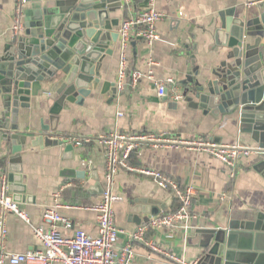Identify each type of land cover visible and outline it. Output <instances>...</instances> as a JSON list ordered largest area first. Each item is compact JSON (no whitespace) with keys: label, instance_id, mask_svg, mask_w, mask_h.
Returning a JSON list of instances; mask_svg holds the SVG:
<instances>
[{"label":"crops","instance_id":"obj_1","mask_svg":"<svg viewBox=\"0 0 264 264\" xmlns=\"http://www.w3.org/2000/svg\"><path fill=\"white\" fill-rule=\"evenodd\" d=\"M18 0H0V51L13 35L14 17ZM45 1V0H44ZM158 10L165 17L158 23L160 39L148 45L144 39L134 38L128 57L131 71L146 74L138 83L127 85L116 95L112 91L101 93L104 81L117 82L121 56L120 38L112 43L113 56L103 61L100 83L85 98L82 105L66 103L58 112L52 132L59 139L64 137H88L89 143L74 146L66 152V142L56 146L40 148L30 143L23 145L21 166L27 178V193L34 197L30 202L19 203L30 217L31 223L15 213L6 217L8 235L6 250L11 253L25 252L41 247L33 226L44 224L42 211L56 208L68 216L74 227L92 235L97 234V213L89 208L98 201L104 189L105 149L98 138L105 131L121 132H172L186 138L207 137L224 143L240 142L255 151L243 162L235 178L220 160L211 155L185 147H143L133 153L135 163L161 170L180 180L184 185L196 187L192 211L194 217L187 234L150 231L148 240L153 241L165 252L152 249L145 243H135L136 256L132 264H175L168 253L188 261L200 259V228H225L231 219H251L258 211H264V176L255 166L260 161L258 144L250 134L241 133L236 113L204 114L185 101L184 92L191 83L187 78L188 59L195 54V79L206 82L226 48L215 42V30L220 24L221 11L236 7V15L244 12L264 13V2L248 6L249 0H155ZM124 6L111 13L121 22L142 11L148 0H123ZM30 5L27 3L26 7ZM119 24V26H120ZM119 26L116 28L119 29ZM152 70L153 77L148 74ZM178 80L176 91L171 89L160 96L157 81L167 77ZM49 86L43 84L38 96H32L28 108H20L18 125L22 131L38 133L41 121L50 122L53 101L49 98ZM179 96V97H178ZM0 94V118L3 115ZM123 112V115H119ZM0 145V191L2 174L7 173L8 149ZM86 170L85 178H67L63 169ZM68 186L56 198L60 187ZM113 193L122 200L114 203L116 224L123 230L119 244H125L132 232L141 224L149 222L151 214L136 216L133 207L138 200L156 201L154 207L162 214L174 204L173 194L161 188L154 180L128 173H118L112 186ZM228 193L225 200L222 193ZM12 195V193H10ZM140 219V220H139ZM74 230L64 229L66 234Z\"/></svg>","mask_w":264,"mask_h":264},{"label":"water","instance_id":"obj_2","mask_svg":"<svg viewBox=\"0 0 264 264\" xmlns=\"http://www.w3.org/2000/svg\"><path fill=\"white\" fill-rule=\"evenodd\" d=\"M22 27L13 30L11 39L0 51V145L8 149V191L18 203L34 200L27 193V178L21 166L23 145L40 148L65 143L52 135L53 123L66 103L82 105L92 88L100 83L103 61L113 56L112 43L119 40V17L111 13L123 8V0H27ZM215 42L227 49L206 82L197 74L195 54L188 59L185 101L204 114H234L241 133L250 134L257 144L260 161L255 166L264 176V13L244 12L236 7L220 12ZM140 39V38H139ZM142 39V38H141ZM131 44H135L132 41ZM43 84L49 86L53 101L50 124L41 121L38 133L22 131L18 125L20 108H28ZM116 95V82L104 81L101 93ZM220 142L218 138L213 139ZM66 152L74 149L66 144ZM67 178H85L86 170L63 169ZM103 191V188H102ZM132 210L158 215L156 201L141 199ZM140 220V219H139ZM201 264H264V211L251 219H231L225 228H200Z\"/></svg>","mask_w":264,"mask_h":264},{"label":"built area","instance_id":"obj_3","mask_svg":"<svg viewBox=\"0 0 264 264\" xmlns=\"http://www.w3.org/2000/svg\"><path fill=\"white\" fill-rule=\"evenodd\" d=\"M264 2V0H249L248 6ZM27 0H18L14 17L13 30L22 27V12ZM165 17L157 9L155 0H148L146 7L137 15L124 19L119 26L121 56L117 79L118 90H122L128 83L136 84L146 74L141 71H131L128 52L134 38H142L148 45L160 39L158 23ZM148 76L153 77L150 70ZM158 93L165 96L168 90L176 91L179 82L170 76L156 82ZM179 97V96H178ZM120 116L123 112L118 113ZM66 143L81 147L91 141L88 137H64ZM105 152V186L101 197L89 208L97 213V234L92 235L83 229L74 227L73 221L63 215L56 208H45L42 211L44 224L33 226L35 236L41 247L25 252L11 253L6 250L8 228L6 217L15 213L27 223H31L29 215L14 201L8 191L7 173L2 174L0 191V264H132L135 256V243H145L152 249L165 252L153 241L148 240L150 231L187 234L191 229L194 217L192 206L196 187L193 184H183L180 180L167 173L151 167L135 163L133 153L143 147H185L205 152L226 165L229 177L235 178L243 162L255 149L240 142H217L207 137L186 138L172 132H121L117 130L105 131L98 138ZM128 173L148 177L161 188L170 191L177 206L160 215L152 216L148 223L141 224L132 232L125 244H119L120 233L123 230L116 224L114 203L123 199L121 195L113 193L114 178L118 173ZM68 186L64 183L56 198ZM228 193L224 192L221 199L225 200ZM64 229L74 230L66 234ZM175 264H201L199 259L188 261L175 254L168 253Z\"/></svg>","mask_w":264,"mask_h":264},{"label":"trees","instance_id":"obj_4","mask_svg":"<svg viewBox=\"0 0 264 264\" xmlns=\"http://www.w3.org/2000/svg\"><path fill=\"white\" fill-rule=\"evenodd\" d=\"M136 2H138V1H140V0H135ZM177 206V203H176V201H174V204H173V206H172V209L173 208H175Z\"/></svg>","mask_w":264,"mask_h":264}]
</instances>
